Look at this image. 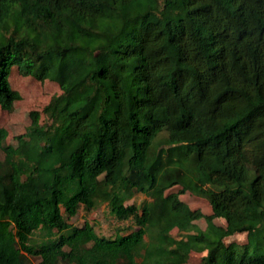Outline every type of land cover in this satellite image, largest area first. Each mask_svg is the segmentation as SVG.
<instances>
[{
    "label": "trees",
    "instance_id": "trees-1",
    "mask_svg": "<svg viewBox=\"0 0 264 264\" xmlns=\"http://www.w3.org/2000/svg\"><path fill=\"white\" fill-rule=\"evenodd\" d=\"M14 68L62 94L0 128V264H264V0H0L5 111ZM103 204L114 236L69 222Z\"/></svg>",
    "mask_w": 264,
    "mask_h": 264
},
{
    "label": "rangeland",
    "instance_id": "rangeland-1",
    "mask_svg": "<svg viewBox=\"0 0 264 264\" xmlns=\"http://www.w3.org/2000/svg\"><path fill=\"white\" fill-rule=\"evenodd\" d=\"M10 82L12 88L18 93V99L8 111L0 107V128H4L8 132L6 142L13 147H17V136L24 133L26 127L31 124L30 114L38 112L40 123H45L46 115L43 112L44 108L53 97L62 94V91L57 83L49 80L40 81L32 77H24L16 68L12 71ZM0 157L3 160L4 154L1 152ZM166 194L170 198L181 202L184 211L193 218L194 224L201 229L205 230L209 223H214L220 228H226V221L213 215L212 209L205 199L192 194L190 191H185L179 185L169 188ZM149 200L146 196L139 194L132 200L127 201L126 205L133 202L141 205ZM69 222L80 227L88 222L93 225L99 235L106 237L114 236L118 228L128 225V222H118L110 214L106 204L99 206L91 212H86L82 209ZM126 233L127 231H123L121 234ZM171 233L175 238H180L177 228H172ZM225 242L229 246L234 245V247H239L245 245L248 239L246 234H237L226 237ZM204 255L200 252L191 251L184 255L183 264H202Z\"/></svg>",
    "mask_w": 264,
    "mask_h": 264
}]
</instances>
